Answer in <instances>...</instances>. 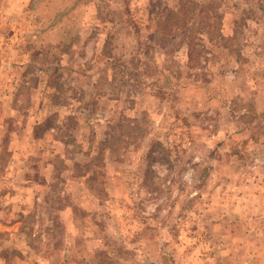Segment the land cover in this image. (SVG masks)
<instances>
[{
    "label": "rangeland",
    "instance_id": "374dc122",
    "mask_svg": "<svg viewBox=\"0 0 264 264\" xmlns=\"http://www.w3.org/2000/svg\"><path fill=\"white\" fill-rule=\"evenodd\" d=\"M0 264H264V0H0Z\"/></svg>",
    "mask_w": 264,
    "mask_h": 264
},
{
    "label": "trees",
    "instance_id": "16d2710c",
    "mask_svg": "<svg viewBox=\"0 0 264 264\" xmlns=\"http://www.w3.org/2000/svg\"><path fill=\"white\" fill-rule=\"evenodd\" d=\"M196 7H198V5L197 4H195V3H193L192 4V8H196ZM178 11V10H177ZM171 15H172V17L174 18L175 16H177V13L175 12H171L170 13ZM175 19V18H174ZM167 21H172L170 18H167ZM167 21H166V23H167ZM175 21H178V20H175ZM184 24V23H183ZM180 26H181V24L179 23V21H178V23H177V25L175 26V30H174V32H176L177 30L179 31V29H180ZM187 25L185 24L184 26H183V28H187L186 27Z\"/></svg>",
    "mask_w": 264,
    "mask_h": 264
}]
</instances>
